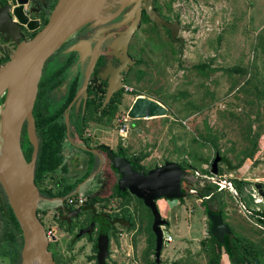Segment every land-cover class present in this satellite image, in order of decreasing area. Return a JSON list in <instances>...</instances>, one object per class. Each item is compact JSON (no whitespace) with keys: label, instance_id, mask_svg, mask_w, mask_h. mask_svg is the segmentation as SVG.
<instances>
[{"label":"rangeland","instance_id":"obj_1","mask_svg":"<svg viewBox=\"0 0 264 264\" xmlns=\"http://www.w3.org/2000/svg\"><path fill=\"white\" fill-rule=\"evenodd\" d=\"M152 1L169 21L179 22L180 41L170 40L163 27L141 25L128 42V51L137 60L123 82L131 91L122 93L110 119L89 114L84 136H90L93 143L103 141L111 149L120 141L126 158L147 153L140 162L143 169L165 162L180 164L193 176L188 187L194 188L193 180L198 177L202 185L203 178L207 179L205 171L219 154L216 178L246 182L238 186V195L218 184L225 200L224 221L236 237L248 238L264 250V227L252 211L248 212L264 209V200L254 202L249 188L255 183L264 185V0ZM54 2L51 0L50 5ZM58 61L63 60L50 56L44 71ZM199 64L208 68L201 72L196 68ZM137 96L160 102L167 109L166 115L128 118L126 111ZM38 97L40 101L49 100L44 107L47 112L61 103L59 94L43 97L39 93ZM58 174L53 170L36 179V185L47 188ZM91 182L82 185L78 193L97 194L101 189ZM85 185L90 187L84 189ZM188 187L183 189L186 195L178 200H156L171 237L162 249L159 264H208L204 205L196 193H188ZM137 199L128 195L121 200L126 205L123 212L130 214L131 220L115 223V233H107L110 243L106 264H155L148 230L150 214ZM40 206L47 207L40 221L53 237L49 249L59 263L93 264L91 241L82 237L70 248L72 236L56 224L52 217L56 212L46 203ZM2 225L0 219V235ZM1 241L0 264H5L9 244ZM12 242L20 251L18 235ZM219 261L230 264L223 250Z\"/></svg>","mask_w":264,"mask_h":264},{"label":"water","instance_id":"obj_2","mask_svg":"<svg viewBox=\"0 0 264 264\" xmlns=\"http://www.w3.org/2000/svg\"><path fill=\"white\" fill-rule=\"evenodd\" d=\"M141 1L143 0H120L117 11L107 14L98 11L101 0H55L43 25L29 39L19 40L21 24L26 25L29 29H34L36 25L24 16V5L27 0H11L15 5L11 13L17 19L14 37L19 41L9 60L0 66V99L4 98L0 104V185L21 229L22 245L19 264H55L48 249V241L53 237H50L45 231L36 214L39 201L45 199L39 193L34 174L38 143L34 128L33 107L42 67L47 59L57 51V48L68 41L82 26L93 21L112 19L122 7L130 4H132L135 13L133 22L120 37L114 39L111 46L113 51L121 53L118 56L119 61L130 63L125 53L126 44L137 26L140 6L151 22L169 28L170 38L175 39L179 28L178 21L164 20L150 3L143 4ZM5 29L0 28V32L4 33ZM85 44V42L71 44L68 51L83 53ZM94 61L95 47L85 81L74 100L86 89ZM123 69L126 70L125 67ZM112 92L113 89L108 87L104 102L108 100ZM8 109L12 110L11 115ZM166 111V107L160 102L137 96L129 105L126 116L131 119L156 117L166 115ZM64 122L66 135L69 138L67 111L64 113ZM24 123L27 138L32 145L29 160L25 159L21 146ZM83 148L89 150L86 146ZM92 151L96 152V150ZM105 157L109 168L118 175L112 185V190H126L129 195L140 199L149 210L151 214L150 230L154 236L153 260L155 264H159L162 249L166 247L167 243L164 239V236L167 235L164 230L167 220L161 216L156 200L160 198L178 200L184 197L186 192L183 189L191 184L190 180L193 176L187 174L175 162H165L163 165L145 172H138L131 168V164L121 154L116 156L109 148H105ZM220 160L221 157L216 154L211 163V175H218ZM80 186L81 183H78L74 191L69 194L78 192ZM252 189L264 197V185L255 183ZM80 210V208H76L74 212L78 213ZM204 211L210 223L211 235L223 247H227V238L231 234L228 224L224 222L220 213L212 212L207 206H204ZM84 232L85 230H82L78 235ZM107 242L105 229L100 230L97 238V264H106Z\"/></svg>","mask_w":264,"mask_h":264},{"label":"flooded vegetation","instance_id":"obj_3","mask_svg":"<svg viewBox=\"0 0 264 264\" xmlns=\"http://www.w3.org/2000/svg\"><path fill=\"white\" fill-rule=\"evenodd\" d=\"M50 1L51 0H27L24 5L23 13L24 16L28 18V21H33V23L36 25V28L34 27V29H29L26 27V25L21 24L19 27V40L29 39L32 34L43 25L47 19L49 10L54 4L53 3L50 5ZM141 2L143 4L150 3L157 14H159L164 20L169 21V18L164 16L161 11L157 9L156 4L152 0H143ZM119 3L120 0H116V2L113 0H101L98 11L100 13L112 14L117 11ZM14 6L15 5L12 4L11 0H0V28H6L4 33L0 32V66L9 60L15 50L17 42L19 41L14 37L16 34L15 23H17L15 15L11 13ZM134 17L135 13L132 9V4H130L122 7L112 19L107 21L89 22L78 29L72 35V37L61 47H59L58 50L53 54V56H57L58 59L63 61H58L59 63L55 66H52V68L50 66L51 69H49V71H44L46 62L44 63L34 100L33 111L35 110V113L38 114L45 111L44 107L48 105L49 101L48 99L40 101L38 97L39 93H43V97L45 95L49 96L50 93H54L56 96L59 94L61 95V103H59L57 108L63 107L64 113L67 111L69 115V138L66 135L68 143L65 148V159L64 162L55 169L58 170L59 173L56 175V178H54L55 183H50L51 186L46 185L47 189H49L53 195L49 196L41 194V196H43L45 199L40 200L37 205V217L39 220L42 219L41 216L43 215V209L47 208L45 206L42 209L40 206L42 203H46V205L51 206L50 208L56 212L52 215V217L56 219V224H61L64 226L67 232H69V234L72 236L71 243L69 245L70 248L73 247L76 241L82 237H87V239L91 241V248L94 252L92 257V260L94 261L93 264H97V238L99 231L105 229L106 236L108 232L111 234L115 233L114 224L123 222L124 220L122 219L121 214L123 213L125 216H129L130 220L131 215L123 212L124 208H126V205L121 204V200L125 199L128 195L122 197L120 195L118 196L111 194L112 185L114 184L118 175L114 170L109 168V163L105 157V148H109L116 156L120 154L119 150H117V144L121 146L120 141L117 140L115 142V148L111 149L110 146L103 141H97L95 143L91 142L92 138L88 135L84 136L83 134L82 137L84 139L79 137L78 140H75L70 135L73 115H77L80 109L84 110L86 106H88L91 107L92 110H97V113L104 118L108 112L106 109L111 108L112 106L116 105L117 102H120V98L124 92L122 86L124 85L123 82L125 76L128 71L137 63V60L133 58L128 51V42L131 36H133L134 32L138 30L141 25L149 23L152 29L157 26L163 27L167 30L170 40L177 41L178 39V33L176 34L175 39H171L169 28L162 24L155 25L153 22H151L147 18L142 6H140L136 21L137 26L130 35L126 44L125 53L130 63L128 64L127 62H121L118 59V56L121 55V53L119 51H113L111 46L114 39L120 37V35L130 27ZM175 20L176 19L169 22ZM180 28L181 26L179 24L178 32L180 31ZM178 40L180 41V39ZM78 42L86 43L83 53L78 51H68V48L71 44ZM94 47L95 61L87 80L86 89L78 98L74 100L77 92L81 89L85 81V75L91 63ZM124 67L126 70L123 69ZM108 87L112 88L113 92L111 93L108 100L104 102L105 93ZM3 99L4 98L1 97L0 104L2 103ZM123 127L125 128V126ZM34 128L36 129L35 122ZM37 143L39 144L38 138ZM21 146L23 154H25L23 139L21 141ZM83 146H86V148L89 150H85ZM92 150H96V152H93ZM123 157L126 159V156ZM136 171L141 172L140 170ZM88 176L89 178H87ZM88 180L92 181L90 185L93 187L96 185L97 188H100L101 190L97 194H90L91 196L85 195L83 193L85 195V202L81 205L76 206L74 204H68V193L65 192L66 185H68V183L70 184L75 182V187L78 183H81L82 186ZM50 187H52L54 190H51ZM37 188L39 192H42L43 186H37ZM73 194L79 193L76 192ZM87 200H91V202H86ZM8 206L9 204L5 193L0 185V219L2 216H7ZM76 208H80L81 210L78 213H75L74 211ZM150 223L148 227L149 232L152 234L150 230ZM167 224L168 223H166V225ZM166 225L164 230L166 231V234H169ZM43 226L44 228L46 227V225ZM87 228L89 229L87 230ZM82 230H85V232L81 235H78V233ZM2 235H0V237ZM52 239L53 238L49 239L48 241V249L50 248V242ZM152 239L154 245L153 234ZM13 240H15V238ZM13 240L10 238H6L5 240L9 244L7 258H4L5 264H17V249L14 242H12ZM107 241L106 257H108V248L110 243L108 236ZM0 242L2 241L0 240ZM50 252L54 263L61 264L57 260L53 251L50 250Z\"/></svg>","mask_w":264,"mask_h":264},{"label":"trees","instance_id":"obj_4","mask_svg":"<svg viewBox=\"0 0 264 264\" xmlns=\"http://www.w3.org/2000/svg\"><path fill=\"white\" fill-rule=\"evenodd\" d=\"M196 68L203 72L205 68H208L206 64H199L196 66ZM112 106L111 108H107L108 110L107 115L104 117V119H110L112 115ZM63 107H58L52 112L44 111L42 113L36 114L35 111H33V114L35 116V125H36V136L39 140L36 159H35V181L36 179H40L49 172L55 170L59 165H61L64 162L65 159V148L64 144L67 141L66 136V125L64 122V111ZM85 110V113H84ZM84 110L79 111L77 115H73L72 123H71V130L70 135L75 140H78L79 137H82L84 134V124L87 120V116L90 114L93 117V114L97 117H99V114L96 113L97 110H92L91 107L86 106ZM100 118H103L100 116ZM74 127V128H73ZM83 138V137H82ZM81 138V139H82ZM24 141V150H25V159L29 160L32 152V145L30 144L25 130V125L23 124L22 127V134H21V141ZM84 139V138H83ZM68 141L66 142L67 145ZM117 150H119L120 154L122 156L124 155V150L121 148L119 144H117ZM147 156V153H139L136 155H131L126 160L131 164V168L134 170H140L141 172H145V170L148 169H142L140 166V162L143 158ZM180 165V164H179ZM183 169L184 167L180 165ZM157 166H154L155 168ZM205 175L211 176L210 170L205 171ZM199 178L193 180V184L195 185V189L197 190L196 195L201 198V204L204 206H207L209 210L212 212H218L221 214L222 219L223 217V206L225 204V200L223 199V189H219V185L216 182H213L211 180L203 178V184H199L197 182ZM233 188L238 192L237 188L241 183H246L243 180H236L231 179ZM250 184V183H249ZM248 185V183H247ZM75 189V182L68 183L65 187V192L68 194L74 191ZM40 194L45 195H53L52 192H50L49 189L46 187L42 188V192H39ZM112 195H120L125 196L129 195L126 190L124 191H115L112 190ZM140 201V200H139ZM86 202H91V200H87ZM148 210V209H147ZM252 213L255 215V219L259 222L260 225L264 226V209L259 210H252ZM123 221H126L130 223V217L125 216V214H121ZM150 217V215H149ZM2 231H1V237L0 240H6V238H10L13 240L16 238V236H19V249L22 245V236H21V229L19 227V224L11 210V208L8 206V212L7 216H2ZM225 222V221H224ZM208 223V233L209 238L206 239V247L208 248L209 252V260L208 264H220V255L222 250L224 253L228 256V259L231 264H255L259 262V255H260V249L257 247V245L253 244L250 240L244 238V237H236L233 233V230L230 228V235L227 238L228 245L227 247H223L221 243H219L216 238L211 235L210 233V223L207 220ZM226 223V222H225ZM227 224V223H226ZM108 226V225H107ZM229 226V225H228ZM149 230V227H148ZM150 237L152 238V234L149 232ZM152 245V243H151ZM260 250V251H259ZM17 264L20 261L19 256V250L17 251Z\"/></svg>","mask_w":264,"mask_h":264},{"label":"built area","instance_id":"obj_5","mask_svg":"<svg viewBox=\"0 0 264 264\" xmlns=\"http://www.w3.org/2000/svg\"><path fill=\"white\" fill-rule=\"evenodd\" d=\"M122 89L124 90V92H130L131 91V89L129 87H127V85H123ZM205 176L207 177L208 180H211L213 182H216L217 184H220L221 187H223V186L229 187L231 190H233L232 191L233 193L238 195L236 190L233 188L232 183H231L230 180H228L226 178H216L217 176H213V175H211V176L205 175ZM249 188H251L250 190L254 191L252 189V187H249ZM187 189H188V192L191 193V194L192 193H196V189L194 187H192V186L188 187ZM67 202H68V204H74L76 206L77 205H81V204H83L85 202V195L84 194L83 195L82 194H73V193L69 194L67 196ZM164 239L166 240V242H169L171 237H170L169 234H167L164 237Z\"/></svg>","mask_w":264,"mask_h":264},{"label":"crops","instance_id":"obj_6","mask_svg":"<svg viewBox=\"0 0 264 264\" xmlns=\"http://www.w3.org/2000/svg\"><path fill=\"white\" fill-rule=\"evenodd\" d=\"M90 186H88V185H85L84 186V189H87V188H89ZM238 194V193H237ZM251 198L253 199V201L254 202H261L262 200H264V197H261L260 195H258V193L257 192H255V191H252L251 192ZM263 203H264V201H263ZM251 212L252 210H250V209H248V212ZM253 216H254V218H255V215L254 214H252ZM259 223V222H258ZM262 227H264V226H262ZM246 239H248V238H246ZM248 240H250V239H248ZM253 244H255L252 240H250ZM255 245H257V244H255ZM257 247H258V245H257ZM260 250V255H259V262H257V263H255V264H261V262H262V258H264V250L263 249H261L260 247H258ZM230 262V261H229ZM231 264V263H230Z\"/></svg>","mask_w":264,"mask_h":264},{"label":"bare ground","instance_id":"obj_7","mask_svg":"<svg viewBox=\"0 0 264 264\" xmlns=\"http://www.w3.org/2000/svg\"><path fill=\"white\" fill-rule=\"evenodd\" d=\"M9 110V114L11 115V113H12V110L11 109H8Z\"/></svg>","mask_w":264,"mask_h":264}]
</instances>
